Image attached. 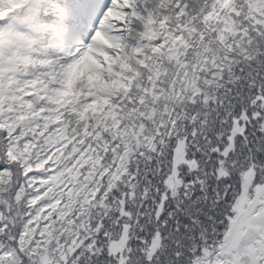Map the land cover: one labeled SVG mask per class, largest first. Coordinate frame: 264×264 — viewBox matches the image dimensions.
Listing matches in <instances>:
<instances>
[{
    "label": "snow or ice",
    "instance_id": "1",
    "mask_svg": "<svg viewBox=\"0 0 264 264\" xmlns=\"http://www.w3.org/2000/svg\"><path fill=\"white\" fill-rule=\"evenodd\" d=\"M0 264H264V0H0Z\"/></svg>",
    "mask_w": 264,
    "mask_h": 264
}]
</instances>
